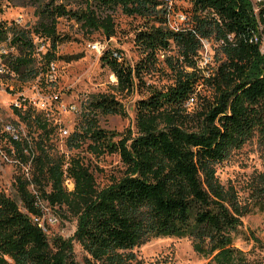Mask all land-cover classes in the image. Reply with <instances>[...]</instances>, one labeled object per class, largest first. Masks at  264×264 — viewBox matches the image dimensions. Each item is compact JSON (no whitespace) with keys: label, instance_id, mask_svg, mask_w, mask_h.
Returning a JSON list of instances; mask_svg holds the SVG:
<instances>
[{"label":"trees","instance_id":"trees-1","mask_svg":"<svg viewBox=\"0 0 264 264\" xmlns=\"http://www.w3.org/2000/svg\"><path fill=\"white\" fill-rule=\"evenodd\" d=\"M81 1L85 2L82 11L45 5L32 32L0 24V44L9 36L10 47L16 50L15 55H2L1 62L19 83L34 80L40 72L32 56L31 33L49 40L43 56L46 66L56 61L54 52L62 42L56 33L58 18L69 17L88 31L102 30L110 38L116 8L144 21L135 35L142 59L134 67L113 58L116 50L103 51L100 57L116 79V93H132L141 83L140 73L154 66L157 56L171 45L176 54L164 56V62L173 81L164 90L148 89L147 96L135 103V135L127 130L114 142V133L99 129L90 120L69 141L70 148H79L80 140L87 139L93 153L118 154L123 175L102 189L96 187L81 160L64 161L44 148L43 138L48 140L50 135L45 120L39 115L32 118L30 111L16 112L27 124L32 118L41 132L31 162V182L51 208H65L76 225L71 239L48 238L31 220L39 212L33 206L29 182L16 176V200L0 192V264H77L72 240L93 262L130 264L134 257L127 251L154 238H189L193 251L207 259V264H264V245L258 239H253L255 245L247 252L234 246L247 209L232 187L219 182L215 170L254 132L264 145V55L251 42L258 30L249 2L187 0L190 24L174 32L166 24V6L173 0ZM263 14L261 8L259 21L264 27ZM198 37L221 41L215 48V70L209 76L196 60ZM218 55L221 58L216 59ZM200 84L209 89L210 96L198 97L197 108L188 110L187 103L192 100L193 104L194 96L197 100ZM90 109L124 115L112 95L96 96ZM13 144L22 157V145ZM66 179L72 180V191L66 190Z\"/></svg>","mask_w":264,"mask_h":264},{"label":"rangeland","instance_id":"rangeland-1","mask_svg":"<svg viewBox=\"0 0 264 264\" xmlns=\"http://www.w3.org/2000/svg\"><path fill=\"white\" fill-rule=\"evenodd\" d=\"M52 3L62 5L68 11L85 9V2L81 0H0V24L15 25L18 29L32 32L39 22L38 12L45 5ZM171 8L172 22L179 24L181 22L179 15L182 14L187 18L184 23L190 24L191 6L187 0H173ZM112 19L114 35L110 38H107L102 30L88 31L82 23L69 17L57 19L56 33L62 39L54 52L58 66L55 81L58 101L48 108L47 112L30 111L32 118L39 115L48 124L50 135L48 140L43 138L44 148L55 157H62L64 161L70 158L81 160L94 176L98 189L108 186L123 175L125 168L120 157L116 153H93L88 148L90 142L87 139L80 140L79 148H70L69 141L74 135L81 134L90 120L94 121L99 129L114 133L116 135L113 138L114 142L118 141L127 130H131L135 135V103L147 96L148 89L164 90L172 84L173 75L164 62V56L176 54V48L171 45L167 52L157 56L154 66L140 73L141 83L132 93L117 94L114 75L100 61L103 52L97 54L91 50L90 45L96 44L103 48V51L116 50L122 56V64L134 67L142 59V54L135 44V35L144 27V21L136 16H126L120 8H116L112 13ZM0 50L12 55L16 54V50L9 47L8 43L1 44ZM217 58H221L220 55ZM35 66L40 71L38 76L40 77L45 69V59L35 58ZM5 85L31 95L34 88L39 85V81L35 79L21 84L14 78L8 79ZM1 88L0 150L5 151L10 145L8 138L3 134V125L12 123L24 129L25 135L30 138L31 149L36 154L38 151L36 143L41 133L37 124L32 118L29 124L21 121L20 117L17 119L11 109V98L7 95L10 88L6 89L7 94L3 93ZM197 88L199 91L197 100L194 96L193 104L187 103L188 110L197 108L201 101L198 97L210 96L206 86L200 84ZM98 95L114 96L120 103L124 115L93 112L90 109V102ZM71 107H74V110ZM61 130H66L67 136H62ZM19 159L22 163L28 160L24 156ZM215 170L219 182L225 188L232 187L241 205L247 209L246 214L241 218L242 225L234 239V246L247 252L255 245L254 238L264 245V145L260 141L258 132H254L252 138L240 149L233 150L225 161L217 164ZM16 176H22V179L25 176L21 167L0 160V191L15 200ZM31 176L32 167L23 180L31 181ZM70 181L72 182L71 179ZM67 185L66 190L72 191L73 187L69 183ZM49 212L55 216L56 222L55 225L48 227V238L60 236L71 239L76 225L74 218L65 208L57 206L49 209ZM71 243L73 260L77 264H87V261L91 264H100L91 261L77 242L72 240ZM127 253H131L134 257L130 264L208 263L207 259L193 251L192 241L189 238H154Z\"/></svg>","mask_w":264,"mask_h":264},{"label":"built area","instance_id":"built-area-1","mask_svg":"<svg viewBox=\"0 0 264 264\" xmlns=\"http://www.w3.org/2000/svg\"><path fill=\"white\" fill-rule=\"evenodd\" d=\"M251 7L252 15L255 17L257 21V34H254L253 39H251V42L254 44H257L258 50L261 55H264V27L260 24L259 21V13L261 8H264V0H247ZM172 1H169L167 3L166 9H167V15H166V24L167 27L174 32L180 31L181 28L184 26V23L186 21V16L180 14V23L176 24L175 22H172L171 12H173V9L171 8ZM264 18V14L262 15ZM8 26V25H7ZM12 26V25H11ZM15 26V25H13ZM232 35L228 36V39L231 40ZM30 39L33 45V57L34 58H43V56L47 53L50 47L49 40L43 38L39 34H30ZM200 43V49L198 52V56L196 57L198 67L202 70V72L205 74V76H209L213 73L216 67V62L214 60L215 56V48L216 46L221 44V41L219 43H215L212 39H206V38H199ZM8 43L10 47V37L8 36L7 40L2 42ZM0 44V46H1ZM14 49V47H11ZM91 50L96 52L97 54H101V51L103 52V48L98 47L96 44L90 45ZM10 53H5V51L0 50V87L1 91L5 94L6 89L10 88L7 83L8 79H14L15 75L13 72L9 70V68L5 67L1 62V56L7 55ZM112 57L115 58L118 61L122 60V56L117 51H112ZM57 63L55 61H50L44 69V72L40 75V77H36L39 81V85L34 88V90L31 92V95H27L24 92L16 91L12 88H10L9 93L7 94L10 99L11 109L15 112V117L19 119L16 112L21 113L22 115L26 111H33L37 110L39 112H47L48 108L53 106L55 102L58 101V96L55 94V81H56V73H57ZM16 79V78H15ZM34 79V80H35ZM189 103H192V100H190ZM188 103V104H189ZM72 110H74V107H71ZM20 124V123H19ZM62 136H67L66 130H61ZM3 134L6 135L8 138L10 145L7 150L3 151L0 150V160L2 162L10 163L13 165H17L21 167L23 174L28 175V172L31 168V162L33 158V151L31 149V141L30 138L25 135L24 129L22 127H19V125H15L12 123H5L3 125ZM13 143H20L22 146L21 148V156L26 157L28 160L26 162H21L18 157V153L16 152V148ZM24 144H27V147H25ZM32 151V152H31ZM23 176V179H26V177ZM29 182L28 190L31 193L33 197V206L38 210V215L30 216L33 223H35L43 233L48 235V227L55 225L56 219L55 216L51 215L49 212V209L51 210V206H49L48 202L43 200L39 192L35 189L33 183L27 179ZM67 183L73 187L72 182L70 179H66L64 181V185L68 186ZM1 192V191H0Z\"/></svg>","mask_w":264,"mask_h":264}]
</instances>
